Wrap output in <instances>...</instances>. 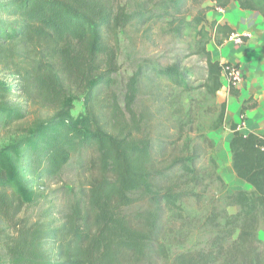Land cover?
Instances as JSON below:
<instances>
[{"label": "trees", "instance_id": "obj_1", "mask_svg": "<svg viewBox=\"0 0 264 264\" xmlns=\"http://www.w3.org/2000/svg\"><path fill=\"white\" fill-rule=\"evenodd\" d=\"M231 2L264 19V0H142L131 8L119 0H0V64L16 79L0 81V126L24 135L0 149V264H264V132L244 135L230 123L231 168L251 190L228 192L218 146L167 110L166 87L190 92L197 72L209 96L221 89L224 64L207 45L220 47L235 32L206 15ZM157 26L187 41L201 68L184 66L181 55L141 60L124 112L114 91L119 34L132 28L147 40ZM79 96L84 111L74 116ZM245 104L241 116L256 107ZM225 111L223 102L213 130ZM183 117L194 124L191 111ZM73 158L88 184L51 191L64 206L25 217L49 196L31 181L59 176ZM191 201L199 211L187 208Z\"/></svg>", "mask_w": 264, "mask_h": 264}, {"label": "rangeland", "instance_id": "obj_2", "mask_svg": "<svg viewBox=\"0 0 264 264\" xmlns=\"http://www.w3.org/2000/svg\"><path fill=\"white\" fill-rule=\"evenodd\" d=\"M122 4L131 8L138 5L142 0H119ZM156 1V0H154ZM249 15V14H248ZM253 17V16H252ZM166 30L164 27L160 26L154 27L152 34L149 39H144L141 37V30L136 31L132 28H126L119 34V52H118V72L114 76L115 87L114 91L117 94L119 100V107L125 112V95H126V83L129 77L132 75L136 66L143 59L160 60L161 63H167L169 59H172L175 55H181L186 57L183 65L190 67L197 71L201 68L200 57L194 56L191 47L187 41L182 42L177 39L166 35ZM250 38L247 37L246 40ZM244 44V42H241ZM194 89L190 92H183L179 89H175L171 86H167L165 91L171 96L168 100V112L175 115V120L177 124L185 127L184 130L194 129L190 135L194 133H204L208 137L212 136L216 130H213L217 115L220 110V105L225 101L228 95V82L222 77L221 89L211 97L207 94L206 90L203 88V82L200 80L201 76L197 72V76L194 78ZM0 81L15 83L16 79L13 76L11 69L3 64H0ZM145 98L138 99L134 102L133 109L139 110L141 104L144 102ZM83 107L81 103V97L74 104V110L72 114L74 116L83 113ZM191 111L192 116H194V124L191 126L189 120L183 117L187 112ZM47 116L46 111H38L37 113H31L28 115L27 119L21 125V128H28L31 126L32 122L37 118H44ZM20 128H2L0 126V149L12 143L14 140L22 138L24 135L19 132ZM190 131V130H189ZM223 134V132H220ZM223 135H221V138ZM181 144L177 147V152L180 151ZM222 154L221 145L218 146L216 151L217 154ZM13 160L14 157L12 156ZM19 170L21 169L20 164L18 165ZM219 174V173H218ZM223 174V179L225 183V188L228 192L233 191L232 187L229 185L230 179ZM220 175V174H219ZM88 175L84 171L77 169L76 159L73 158L62 170L61 174L54 178H47L39 184H35L32 180V188H36L38 193L43 195H49L47 199H43L34 206L27 208L24 211L25 217L34 220L36 219L42 210L46 209L49 205H54L55 209H59L64 206L65 199L59 194L51 196V191L60 190L62 188L71 189L74 187L86 186L88 184ZM213 191L218 190V186L212 187ZM199 211L194 202H189L188 207ZM228 212L233 214L235 209H229ZM260 240L264 244V231L258 233Z\"/></svg>", "mask_w": 264, "mask_h": 264}, {"label": "crops", "instance_id": "obj_3", "mask_svg": "<svg viewBox=\"0 0 264 264\" xmlns=\"http://www.w3.org/2000/svg\"><path fill=\"white\" fill-rule=\"evenodd\" d=\"M206 16L208 21L215 20L228 24L234 30V35L247 34L250 38L244 44L227 40L220 47H216L213 41L207 45V50L214 61L238 65L243 74L242 83L236 87L238 95L228 96L224 101L226 104L224 124L209 138L217 146L221 145L223 153L217 154L218 173L223 177L221 172H224L230 179L229 187L234 189L230 192L250 191L251 187L238 179L231 168L229 143L232 132L229 125L230 123L239 125L244 103L255 104V108L244 112V127L238 131L244 135L250 133L261 135L264 132V19L257 13L242 11L236 2H231L224 9L211 10Z\"/></svg>", "mask_w": 264, "mask_h": 264}, {"label": "built area", "instance_id": "obj_4", "mask_svg": "<svg viewBox=\"0 0 264 264\" xmlns=\"http://www.w3.org/2000/svg\"><path fill=\"white\" fill-rule=\"evenodd\" d=\"M249 37L247 34L238 36L232 35L228 40L237 44H241L243 42V38ZM222 75L224 79L228 82L229 85L233 87H237L243 81V74L238 65L226 63L222 66ZM244 127V117L240 116V123L237 125V130L242 129Z\"/></svg>", "mask_w": 264, "mask_h": 264}]
</instances>
